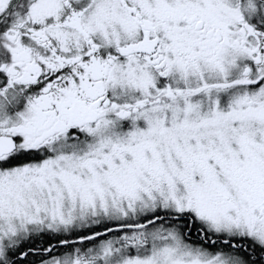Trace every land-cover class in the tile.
Wrapping results in <instances>:
<instances>
[{
	"label": "snow or ice",
	"instance_id": "6c2138e0",
	"mask_svg": "<svg viewBox=\"0 0 264 264\" xmlns=\"http://www.w3.org/2000/svg\"><path fill=\"white\" fill-rule=\"evenodd\" d=\"M0 264H264V0H0Z\"/></svg>",
	"mask_w": 264,
	"mask_h": 264
}]
</instances>
